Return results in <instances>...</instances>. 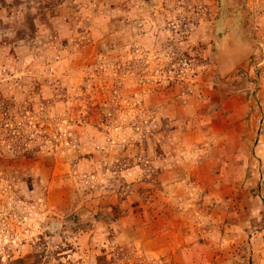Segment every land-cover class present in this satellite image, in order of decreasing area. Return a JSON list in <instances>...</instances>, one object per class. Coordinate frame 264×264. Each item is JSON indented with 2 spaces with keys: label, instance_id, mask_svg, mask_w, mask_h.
<instances>
[{
  "label": "rangeland",
  "instance_id": "1",
  "mask_svg": "<svg viewBox=\"0 0 264 264\" xmlns=\"http://www.w3.org/2000/svg\"><path fill=\"white\" fill-rule=\"evenodd\" d=\"M0 264H264V0H0Z\"/></svg>",
  "mask_w": 264,
  "mask_h": 264
}]
</instances>
